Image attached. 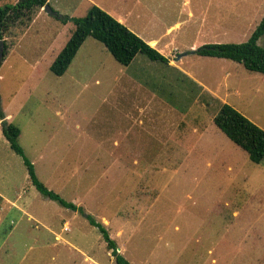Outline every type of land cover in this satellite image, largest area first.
Masks as SVG:
<instances>
[{"label": "rangeland", "instance_id": "1", "mask_svg": "<svg viewBox=\"0 0 264 264\" xmlns=\"http://www.w3.org/2000/svg\"><path fill=\"white\" fill-rule=\"evenodd\" d=\"M49 2L71 16L96 4L124 16L137 35L171 26L178 54L188 53L185 67L210 90L209 112L228 103L264 129V73L193 54L207 43L248 40L264 0ZM54 13L36 9L1 40L8 53L0 58V264H115L87 214L105 225L131 264H264V164L250 160L214 121L212 133L193 148L182 146V155L180 148L141 152L127 145L119 128L108 131V107L123 89L126 66L88 36L65 73L55 75L50 65L74 24ZM258 44L264 46V34ZM144 85L179 112L203 98L197 84L165 66L161 81ZM4 119L20 128L18 142L39 180L84 213L38 191L2 133Z\"/></svg>", "mask_w": 264, "mask_h": 264}, {"label": "trees", "instance_id": "2", "mask_svg": "<svg viewBox=\"0 0 264 264\" xmlns=\"http://www.w3.org/2000/svg\"><path fill=\"white\" fill-rule=\"evenodd\" d=\"M46 4L49 5L48 0H18L16 3L0 6V40H4L5 34L12 26L26 20L30 22L36 9H40ZM50 8L55 12V17L63 23L72 21L74 24L69 39L50 65V70L55 75L60 76L65 73L88 36L102 42L113 57L124 66L129 65L138 54H144L154 61L167 62V58L156 48L96 4H92L85 15L77 17L63 15L52 7ZM263 34L264 15L248 40L241 43H207L196 49L194 53L201 56L226 58L242 63L248 70L264 73V46L258 44V40ZM7 48L5 46L4 54L8 53L6 52ZM1 115V118H5L3 113ZM214 122L229 139L247 152L250 160L264 164V129L228 103H223L220 111L214 117ZM20 132L21 130L17 125L8 123L4 119L2 133L9 142L11 149L23 157L29 177L38 191L67 208L73 210L79 208L80 212L84 213L82 207L65 200L39 180L32 162L25 157L24 150L18 142ZM86 217L89 223L101 232L107 249L111 250L114 256L115 264H131L118 251L117 243L111 238L105 225L89 214Z\"/></svg>", "mask_w": 264, "mask_h": 264}, {"label": "crops", "instance_id": "3", "mask_svg": "<svg viewBox=\"0 0 264 264\" xmlns=\"http://www.w3.org/2000/svg\"><path fill=\"white\" fill-rule=\"evenodd\" d=\"M48 3H50L49 0ZM187 15L194 17L192 10H189ZM116 18L121 22L125 21L124 16L120 15ZM179 23L180 21L173 25ZM171 28L168 26L162 32L150 35L137 32L147 43L162 53L167 58V62L154 61L137 55L123 70L125 76L123 89L112 94L114 101L112 106L108 107V115H110L108 131L111 132L115 127L119 128L124 134L126 144L136 146L141 152L144 147H157L159 152H164L165 149L180 148L178 154L182 155L184 154L181 151L182 146L190 145L189 147L193 148L199 139L208 137L213 130L212 123L215 115L209 112L210 106L207 100L211 96L206 92L210 90L185 67L183 56L188 53L181 56L178 54L180 50L176 44H173L175 38L171 36L173 31H169ZM194 47L195 44L191 46V48ZM183 48L188 50L187 47ZM199 57L203 60L221 61V58L212 59L201 55ZM164 66L168 70L191 79L198 85L203 98L187 102L180 109L182 112H179L177 111L179 109L164 100L162 92L144 87V83L150 84L152 81L162 80ZM186 119L191 120L192 125H187ZM170 142L173 145H170ZM114 144H118L117 139L114 140Z\"/></svg>", "mask_w": 264, "mask_h": 264}, {"label": "water", "instance_id": "4", "mask_svg": "<svg viewBox=\"0 0 264 264\" xmlns=\"http://www.w3.org/2000/svg\"><path fill=\"white\" fill-rule=\"evenodd\" d=\"M44 9H46V10H48V11H50V7H49V5L48 4H46V5H44ZM52 10V9H51ZM2 41L0 40V58H1V55H2ZM119 249V248H118Z\"/></svg>", "mask_w": 264, "mask_h": 264}]
</instances>
